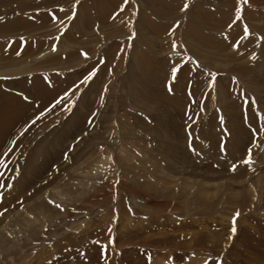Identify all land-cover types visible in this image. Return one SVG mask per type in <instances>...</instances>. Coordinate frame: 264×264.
<instances>
[{"label": "rangeland", "instance_id": "374dc122", "mask_svg": "<svg viewBox=\"0 0 264 264\" xmlns=\"http://www.w3.org/2000/svg\"><path fill=\"white\" fill-rule=\"evenodd\" d=\"M0 159V264H264V0H0Z\"/></svg>", "mask_w": 264, "mask_h": 264}, {"label": "snow or ice", "instance_id": "6c2138e0", "mask_svg": "<svg viewBox=\"0 0 264 264\" xmlns=\"http://www.w3.org/2000/svg\"><path fill=\"white\" fill-rule=\"evenodd\" d=\"M78 2H79V0H77V3ZM247 2H248V0H245V3H247ZM124 3L125 4L129 3V0H124ZM188 8H189V5L187 3H185L184 6L180 10L183 12V11H187ZM121 11H123V9H121ZM72 18L73 17H71V16L69 17V19H72ZM239 19H240V12H239V9H237V12H236V20L238 21ZM244 31H245V34H247L248 33V28L245 27ZM53 50H55L54 47H53ZM82 55H85V57L87 56L86 53H82ZM178 71H179V69H177L176 67H173L172 68V76L174 78V83H175V78H176V74H177ZM94 75H95V72L94 71L91 72V73H89L87 76L84 77L82 83H87L89 80H91L93 78ZM68 95H69V93L68 92H65L64 96L61 99L56 100L55 105H61L64 101H66L68 99ZM66 110H69V111L71 110V105L70 104L68 105V107H67ZM42 115H43V113L41 114V116ZM39 118L40 117H37V119H39ZM32 123H35V121H33ZM22 135H23V133H22ZM13 143H15V141H13ZM9 151H11V149ZM245 162L247 163L248 161H245ZM3 166H6V165H5L4 161L2 159H0V167H3ZM3 187H9V188H11L12 185L5 184V183H0V188H3ZM56 207L59 208L60 205L57 204ZM0 214H3V213H0ZM239 215H240L239 212H237L233 216V218H232L233 226L231 228V232L233 234H235V232L237 231L236 223H237V218L239 217Z\"/></svg>", "mask_w": 264, "mask_h": 264}]
</instances>
